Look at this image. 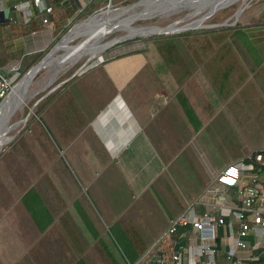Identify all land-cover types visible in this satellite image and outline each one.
I'll return each instance as SVG.
<instances>
[{
  "label": "rangeland",
  "instance_id": "374dc122",
  "mask_svg": "<svg viewBox=\"0 0 264 264\" xmlns=\"http://www.w3.org/2000/svg\"><path fill=\"white\" fill-rule=\"evenodd\" d=\"M137 1L104 0L98 7L83 11L65 26L54 47L77 25ZM197 10L159 14L136 21L133 26L160 29L178 21L175 26L180 27L208 11ZM258 27H264V0L240 1L215 11L201 28L168 34L180 43L172 65L160 58L154 48L171 37H139L104 50L72 78V82L107 81L109 93L105 88L101 96L103 99L112 96L114 92L102 69V57L112 53L119 59L130 55L125 53L130 47L143 46L145 42L154 45L145 55L144 70L135 80L148 81V88L137 89L142 96L164 103L155 118L162 128L152 141L165 170L133 205L120 211L128 210V221L135 216L136 226L140 227V233L130 231L124 218L120 228L126 239L151 236L147 230L152 225L160 229L164 224L160 212L177 215L183 209L180 205L186 208L190 203L187 196L191 195L190 186L194 183L191 167L194 158L187 146L190 140L200 143L214 166L221 165L223 160L239 162L264 150V83L259 73L264 72V42L250 51L245 47V39L237 34ZM123 33L108 35L102 42L119 38ZM222 33L225 38L213 42ZM72 36L53 57L73 50L84 37L71 40ZM87 59L84 55L69 69L61 70L49 86L26 100L9 119L7 137L13 138L5 141L0 150V264H82V260L77 262L82 252L88 258L94 254L117 255L111 248H82V239L86 238L84 226L87 227L82 224V191L91 177L89 169L82 167L85 163L82 140L86 138L82 137V122L84 125L90 122L93 113L90 110L100 98L88 95L80 84L70 86L71 81L63 82L69 81ZM49 70L35 74L29 81L31 87ZM24 75L12 83L13 88ZM135 108L138 110L139 106L132 107L134 113ZM101 234L104 239H112L110 233Z\"/></svg>",
  "mask_w": 264,
  "mask_h": 264
},
{
  "label": "crops",
  "instance_id": "0c3cea01",
  "mask_svg": "<svg viewBox=\"0 0 264 264\" xmlns=\"http://www.w3.org/2000/svg\"><path fill=\"white\" fill-rule=\"evenodd\" d=\"M103 1L49 0L52 13L48 17L49 23L43 25L42 15L34 9L32 0H0V73L7 76L11 83L26 75L54 48L59 35L74 17L81 16L91 5L98 7ZM242 32L253 46L264 42V27ZM102 58V69L114 92L112 96L104 99L101 96L105 94V88H108L109 93L107 81L82 79L72 82L69 79L63 84L70 81V86L80 84L88 95L91 93L93 97L100 98L95 108L90 110L93 112L90 122L85 125L82 122V137H86L82 140V158L85 162L82 167L88 168L91 174L82 191V224L87 225L84 226L86 238L82 239V248L106 247L114 249L117 255L98 257L94 254V257L88 258L86 252H82L77 262L140 264L153 258L167 261L173 253L178 252L184 264H253L258 259L255 252L264 250V226L252 223L243 239L245 246H236L239 228L232 215H225V224L214 226L212 233L210 231L204 237L191 225L179 227L171 235H164L172 216L179 215L184 207L177 215L160 212V221L164 224L160 229H155L154 225L148 227L151 236L140 235V240L123 236L120 225L124 223V218L130 231L140 233V227L136 226L135 216L128 221V210L120 211L133 205L165 170L152 141L153 136L159 134L157 130L162 128L155 118L164 103L148 100L137 92V89L148 88V81L135 80L145 68L144 54L134 53L117 59L108 53ZM134 105L139 106L138 110L135 108V113L132 110ZM82 118H85L84 112ZM187 146L194 160L203 168H210L211 174L219 173L233 164L223 160L221 165L214 166L196 139L190 140ZM211 174L208 179L205 177L206 186L187 203L193 207L196 220H200L204 213L222 217L239 205L238 189L220 186L214 181L216 176L211 179ZM257 178L260 198L255 207L264 219V173L257 175ZM247 219L251 220V215ZM156 230L158 234H155ZM100 231L110 233L112 239H104ZM141 247L144 248L142 252Z\"/></svg>",
  "mask_w": 264,
  "mask_h": 264
},
{
  "label": "bare ground",
  "instance_id": "6f19581e",
  "mask_svg": "<svg viewBox=\"0 0 264 264\" xmlns=\"http://www.w3.org/2000/svg\"><path fill=\"white\" fill-rule=\"evenodd\" d=\"M240 1L244 0H203V3L194 2L190 4L194 6L192 9H198L197 12L206 10L209 12L210 10L223 9L224 7L236 4ZM183 5H186L183 3V0H168L165 2L143 1L133 7H124L117 11L107 10L100 15L77 25L69 36L73 34L71 37L72 40L74 37L83 35V40L79 42L73 50L68 51V53H65L62 56L59 55V57L51 56L48 60H46L43 66H40L39 70L37 68L32 70L18 85L12 89L8 98L0 105V149L8 138V122L12 113L19 109L26 100L30 99V97H33L38 91L45 89L51 82H53L52 80L55 79L56 75L59 74L61 70L63 72L69 69L75 61H79L80 57L84 55H87V57L91 59L97 57L104 51L106 46H110L122 38H145L157 34L160 32V29L157 27L153 28L148 26L137 28L134 27L133 24L136 21L147 18L149 19V17H154L159 14H178L181 12L179 10L183 9ZM200 19H202V17ZM204 20L195 22L190 26V28L202 27ZM143 25L145 26V24ZM176 28V26L172 27V29ZM118 32L124 33L119 38L112 39L109 42H102L106 36L111 34L113 35ZM69 36L64 38V40L58 45V50L70 42V39L68 38ZM46 68H49L50 70L40 82L32 86L34 87L38 85L31 91L32 87L29 84L30 79L35 74ZM36 88H38V90Z\"/></svg>",
  "mask_w": 264,
  "mask_h": 264
},
{
  "label": "built area",
  "instance_id": "2783aa9c",
  "mask_svg": "<svg viewBox=\"0 0 264 264\" xmlns=\"http://www.w3.org/2000/svg\"><path fill=\"white\" fill-rule=\"evenodd\" d=\"M49 0H32L34 9L42 15V24L49 23L48 17L52 13V7L48 4ZM13 89L11 81L7 76L0 73V104H2L10 95ZM246 160L251 161V155L246 157ZM244 160L233 163L223 168L217 175L214 181L222 187H235L237 188V199L239 202L238 207L233 211H228L223 214L222 217H216L210 213H204L200 220H196L194 216V210L192 206H188L172 219L169 223L164 235H171L177 231L179 227L191 225L194 229L200 232L202 237L204 235L212 233V229L216 225H224V216H234L238 223V232L235 245L244 247L243 239L250 231L251 224L264 226V219L261 212L255 207L257 201L260 198V191L257 183V175L246 174L252 170L251 163L247 164ZM254 162L260 163L264 166V161L260 154L256 155L253 159ZM233 169H235V175H233ZM231 180L232 183L228 181ZM251 215V220L247 217ZM233 251L230 252L232 254ZM140 264H184L181 259V255L178 252L172 254L169 260L163 261L159 258H153L150 260H144ZM192 264V263H187Z\"/></svg>",
  "mask_w": 264,
  "mask_h": 264
},
{
  "label": "trees",
  "instance_id": "16d2710c",
  "mask_svg": "<svg viewBox=\"0 0 264 264\" xmlns=\"http://www.w3.org/2000/svg\"><path fill=\"white\" fill-rule=\"evenodd\" d=\"M95 6H96L95 4L91 5L90 8H94ZM237 34L241 38H243V40L245 39V43H246L245 47H246V49H248L250 51H255L254 50L255 47L252 44L249 43V41L247 40V37L245 36V34L242 31H239ZM225 35L226 34L224 33L223 35L215 37V39H213V42H216V43L220 42L221 40H223L225 38ZM166 37H171V39H167L166 41H162L159 44V46L155 45L154 48L156 49V53H157V55L160 58L163 57V59L166 62H168L169 65H172V64H174L172 57L175 56V54L179 53L180 43H179V41H177L178 38L175 40L174 35H170V36L168 35V36H165V38ZM161 40H163V39H161ZM153 46L154 45L152 43L149 42V43L146 44V42H145L143 44V46L130 47V49L128 51H126L125 53L126 54H133V53H137V52L140 53L141 52L145 56V55H147L149 53L150 50H152L151 48ZM217 54H219V53H217ZM217 56H219L220 58H223L222 55H217ZM259 73H260L262 81L264 83V72L261 70V71H259ZM258 154L261 155L262 161H264V150L252 153L251 154V161L245 159L244 162L247 163V164L251 163V167H252V170L246 174L247 176L253 175V174L259 176L262 173H264V166L262 164H260V163H256V162L253 161L254 157L256 155H258ZM191 167H193L192 170L194 172V175L192 177L194 183H193L192 186H190L191 195L189 194L187 196L188 197V201H190V202L194 198H196V196L200 193V191L206 186L208 176H210V174H211L210 168H208L207 166L203 168L197 160H194V162H193ZM216 174H218V173L214 172L213 174H211L212 178L211 177L210 178L213 179L216 176ZM257 183H258V179H257ZM180 206H181L180 209L184 208V205L183 206L180 205ZM175 217H173L172 219H174ZM143 250H144V248L141 247L140 252H142ZM255 254L257 255L258 259L253 264H264V250L263 249L262 250H258V251L255 252Z\"/></svg>",
  "mask_w": 264,
  "mask_h": 264
},
{
  "label": "water",
  "instance_id": "95a60500",
  "mask_svg": "<svg viewBox=\"0 0 264 264\" xmlns=\"http://www.w3.org/2000/svg\"><path fill=\"white\" fill-rule=\"evenodd\" d=\"M141 1H151V2H155V1H168V0H139V1H137V2H135L134 4H131V5H129V6H127V7H133V6H135V5H138ZM194 2H200V3H203V0H183V3H185L186 5H183V9H181V10H179V11H183V10H187V9H189V8H193L194 6H192L190 3H194ZM126 8V7H125ZM222 9V8H221ZM219 10V9H218ZM215 11H217V9H215V10H210L209 12H207L204 16H202V19H198V20H196V21H194V22H192V23H189V24H186V25H184V26H180V27H177L176 29H172V27H174L177 23H178V21L177 22H175V23H172V24H170L169 26H166V27H164V28H160V32H158L157 34H155V35H153V36H156V35H168V34H178V33H180V32H183V31H186V30H190V29H197V28H190V26L192 25V24H194L195 22H197V21H202V20H204L205 18H207V17H210V15H212ZM136 19H141V18H136ZM198 28H201V27H198ZM133 39H135V38H133ZM64 40V39H63ZM62 40V41H63ZM129 40H132V38H122L121 40H117L116 42H114L113 44H111L110 46H106L105 48H104V50H106V49H108L109 47H111V46H113V45H115V44H119V43H122V42H125V41H129ZM62 41H60L59 43H58V45L62 42ZM111 41V40H110ZM109 42V41H108ZM58 45H56L46 56H44L32 69H30V71H28V73L23 77V79L32 71V70H34V69H38L39 70V68H40V66H43L44 65V63L46 62V60H48L51 56H53L57 51H58ZM93 59H91V58H88L87 60H86V62L84 63V65L83 66H81L80 68H79V70H77L69 79H72L74 76H76V74H78L79 72H81L82 71V69L85 67V66H87V65H89V63L92 61ZM76 62V61H75ZM22 79V80H23ZM68 79V80H69ZM21 80V81H22ZM20 81V82H21ZM19 82V83H20ZM18 83V84H19ZM17 84V85H18ZM1 105V104H0ZM13 137H8L7 138V141L5 142V143H8L11 139H12ZM1 150V149H0Z\"/></svg>",
  "mask_w": 264,
  "mask_h": 264
},
{
  "label": "clouds",
  "instance_id": "9594fccd",
  "mask_svg": "<svg viewBox=\"0 0 264 264\" xmlns=\"http://www.w3.org/2000/svg\"><path fill=\"white\" fill-rule=\"evenodd\" d=\"M233 175H235V169H233V173H232ZM232 183V182H231Z\"/></svg>",
  "mask_w": 264,
  "mask_h": 264
},
{
  "label": "snow or ice",
  "instance_id": "6c2138e0",
  "mask_svg": "<svg viewBox=\"0 0 264 264\" xmlns=\"http://www.w3.org/2000/svg\"><path fill=\"white\" fill-rule=\"evenodd\" d=\"M228 182H229V183H231L232 181H231V180H229Z\"/></svg>",
  "mask_w": 264,
  "mask_h": 264
}]
</instances>
